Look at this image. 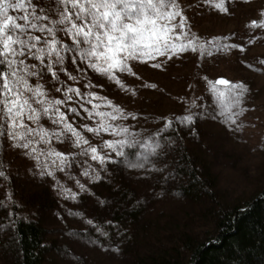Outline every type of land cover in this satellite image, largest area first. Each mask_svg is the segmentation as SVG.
<instances>
[{"label":"rangeland","instance_id":"374dc122","mask_svg":"<svg viewBox=\"0 0 264 264\" xmlns=\"http://www.w3.org/2000/svg\"><path fill=\"white\" fill-rule=\"evenodd\" d=\"M33 3L50 10V15L57 11L52 0H33ZM225 6L227 13L217 11L206 0H172L168 11L178 15L171 20L158 19V28L165 26L161 35L177 48L180 43L188 44L192 40L198 51L170 52L146 62L125 59L126 70L113 73L109 85L94 87L91 83L87 98L68 92V88L79 89L76 80L61 88L46 80L44 74L38 78L24 77L31 88L42 86L45 96L40 99L64 102L57 107L64 113L65 123L73 129L69 133L63 125H54L43 115L39 122L29 121L26 108L24 116L17 120V127L12 129L16 137L12 138L6 134L9 129L4 117L1 119L6 141L4 155L14 189L13 199L3 200V217L6 221L11 218L15 202L21 209L20 218L40 221L46 240L54 243L45 264H128L127 257L120 252L123 241L119 244L105 239L103 231L89 223L92 217L101 215L90 192L98 181L96 177L101 178L105 163L113 157L106 142L111 141L116 147L125 139L138 138L150 128L157 129L175 120L189 151L213 173L219 201L214 206L243 204L264 188V28L250 27L252 20L264 23V0H225ZM168 28L172 31L168 32ZM172 36L179 38L173 41ZM231 44L237 47H225ZM209 51L213 53L211 56L206 54ZM28 58H23L25 64L33 65ZM36 63V68H40L39 61ZM218 79L242 84L246 91L237 98L235 91L217 86L226 93L221 97L210 90L208 83ZM58 88L61 90L57 91ZM20 99L28 100L37 113L47 106L36 103L37 97L26 90ZM72 108L77 110L76 114L69 111ZM50 115L55 118L54 113ZM185 116H191L190 124L179 122ZM21 122L36 130L30 138L18 126ZM139 127L144 129L141 131ZM88 128L95 131L89 132ZM125 128L127 133L123 131ZM41 129L48 133L46 138H42ZM29 139L28 149L20 147ZM92 147L105 157L103 164L91 158ZM147 164L141 163L144 168L137 171L142 181L138 184L139 191L149 201L145 215L149 223L146 220L142 223L147 232H141L140 236L147 235L154 243L151 236L157 234L168 237L188 232L199 240L214 235L212 217L206 213L212 204L190 202L178 195L171 166L152 170ZM49 172L51 176L47 175ZM160 177L168 180L151 200L147 195L153 192V184ZM35 190L51 191L56 206L41 211L33 208L27 195ZM6 227L2 222L1 231ZM73 231L89 235L81 237ZM9 259L0 244V264H11Z\"/></svg>","mask_w":264,"mask_h":264},{"label":"trees","instance_id":"16d2710c","mask_svg":"<svg viewBox=\"0 0 264 264\" xmlns=\"http://www.w3.org/2000/svg\"><path fill=\"white\" fill-rule=\"evenodd\" d=\"M32 34L47 38L44 33ZM57 38L61 43H71L61 35ZM28 59L33 65H38L37 61ZM52 70L56 72L58 80L45 67L43 74L46 80L54 81L61 88L76 80L80 91L78 97L83 99L90 95L87 90L91 89V83L98 87L109 85L113 80L91 70L87 67V62L80 61L78 57L76 63H73L71 55H65L64 64H54ZM0 113V132L3 133L2 109ZM177 124L174 120L170 128L165 129V125L157 129L150 128L148 133H141L138 138H128L117 144L116 148L123 156L113 152V157L105 163L101 178L92 186L90 192V197L97 200L96 205L99 206L98 212L101 214L92 217L90 226L100 228L104 238L113 243L120 244L123 241L124 247L120 252L124 258L127 257L128 264H264V188L243 204L233 207L214 206L219 201L213 173L208 166L200 163L193 151H189ZM139 129L142 131L144 128ZM157 143L158 148L155 147ZM5 145V133L0 134V171L6 177L0 178V205H3L6 198L13 199L14 195L12 174L4 155ZM143 162L148 163L152 170L171 166L178 195L190 202L212 204L206 213L212 217L214 235L199 240L188 232H179L168 237L157 234L151 236L154 243L150 242L147 235L140 236L141 232H147L146 225L142 223L147 218L145 215L149 205L146 204L149 201L143 199L138 188L142 181L137 171ZM160 178L154 182L153 192L147 195L151 200L153 196L157 197L156 190L161 189L168 180ZM51 193L48 190L40 193L35 190L27 195L28 201L36 210L52 209L57 201ZM2 208L3 206L0 207V226L4 222L7 229H0V244L8 252L11 264H45L46 255L54 243L46 240L40 221L20 218L21 209L15 202L12 216L6 221ZM73 232L81 237L89 235L83 231Z\"/></svg>","mask_w":264,"mask_h":264},{"label":"snow or ice","instance_id":"6c2138e0","mask_svg":"<svg viewBox=\"0 0 264 264\" xmlns=\"http://www.w3.org/2000/svg\"><path fill=\"white\" fill-rule=\"evenodd\" d=\"M52 2L57 6V11L50 15V10L37 6L33 0H0V109L3 110L6 127L9 129L6 134L12 138H16L12 129L17 127V120L24 116L26 108L29 121L39 122L43 115L48 117L52 124L63 125L69 133H72V126L65 123L66 117L57 107L64 102L40 99L45 96L41 90L42 86L38 84L33 89L24 79L25 76L40 77L46 67L48 73L58 80L56 72L52 69L54 64H64L65 55H71L73 63H76L78 57L80 61H86L87 67L91 70L113 78L112 74L116 71L126 70L127 65L123 63L125 59H141L146 62L157 56H166L170 52L198 51L192 40H189L188 44L180 43L177 48L175 43L170 44L169 40L161 35L165 31V26L161 25L158 28V19L163 17L171 20L173 16L178 15L174 11H168L172 0H52ZM206 3L217 11L224 13L228 11L225 0H216V2L206 0ZM53 16L56 18L52 19ZM250 27L264 28V23L252 20ZM167 31L171 32L172 29L168 28ZM37 32L46 34L47 38L32 35ZM58 35L67 38L71 43H61L57 38ZM178 38L172 36L171 40L175 41ZM38 45L43 46L38 47ZM189 45H191L190 48ZM225 47L235 48L237 45L231 44ZM206 54L211 56L213 53L209 51ZM200 55L204 53L201 52ZM26 56L39 61L41 67L36 68L35 65L25 64L23 58ZM70 79L75 78L70 77ZM208 83L210 90L221 97L226 93L217 86H224L229 92L235 91L237 98L246 91L242 84H233L227 79ZM24 90L37 97L36 103L47 105L42 113H37L28 100L20 99ZM60 90L57 89V91ZM68 92H75L77 96H80L79 89L68 88ZM67 99L70 100L71 97L68 96ZM69 111L77 113L75 108ZM84 111L87 112V109ZM52 113L55 114V118L50 115ZM91 115L89 113V116ZM112 118L117 119L115 116ZM191 121V116H185L179 122L190 124ZM171 125L172 121H168L165 129L170 128ZM18 126L29 138L36 131L22 122ZM87 130L95 131L92 128ZM40 131L43 133L42 138L48 136L43 129ZM107 131L109 129H105V132ZM123 131L127 133L128 129L125 128ZM0 134L4 133L0 132ZM53 135L59 137L60 133ZM106 144L115 155L123 156V153L111 141ZM29 146L30 139L29 142L20 144V147L24 149H28ZM155 147L158 148L159 144L157 143ZM91 154L94 161L98 160L102 164L105 162V157L97 154L96 147L91 148ZM57 155L61 154L57 153ZM63 163L62 160L61 164ZM60 170L63 171V167ZM47 175L51 176L52 173L49 172ZM84 175L87 176L88 172L85 171ZM0 178H6L3 171H0ZM96 179L98 180L99 176ZM64 198L69 199L68 196Z\"/></svg>","mask_w":264,"mask_h":264}]
</instances>
